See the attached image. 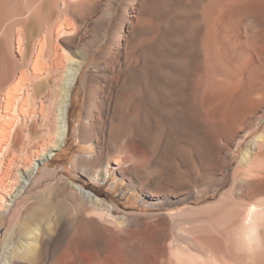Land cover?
I'll list each match as a JSON object with an SVG mask.
<instances>
[{
  "label": "bare ground",
  "instance_id": "6f19581e",
  "mask_svg": "<svg viewBox=\"0 0 264 264\" xmlns=\"http://www.w3.org/2000/svg\"><path fill=\"white\" fill-rule=\"evenodd\" d=\"M172 1L0 0V233L14 200L40 181V177L32 180L38 162L66 143L72 90L86 59L97 50L100 54L82 81L85 102L77 135L82 139L91 133L96 138L98 129L107 133V141L97 142L96 156L102 154L104 162L103 179L109 167L134 170L140 157L146 156L151 162L158 157L164 164L169 158L176 163L187 158L197 175L204 165H221L217 179L221 183L226 179L232 147L241 146L262 122L264 100L256 97L252 74L248 80L229 81L226 75L232 74L231 66L219 64L221 13L228 6L231 15L247 19L243 35L233 25H226L230 36L225 43L227 53L237 47L242 55L251 51L262 68L264 52L258 42L264 47V0H202L192 21H188L192 11L186 8L190 0H181L176 13L170 15ZM234 2H239V8ZM221 76L226 83L219 81ZM193 108L198 110L197 119L203 114V122L199 121L203 129L197 128L202 132L192 129L194 125L187 120L195 112ZM242 125L245 131L241 134ZM151 126L156 129L152 133L155 141L147 131ZM37 135L43 141L28 147ZM189 137L191 143L183 145ZM18 148L21 154L15 156ZM231 182L221 201L223 208L234 211L226 220V230L239 233L227 234L228 243L235 245L240 238L264 253V131L246 145ZM67 183L74 192L44 200L54 209L46 222L20 230L12 245L10 235L6 236L9 242L4 237L0 264H143L146 252L164 260L176 256L187 264H209V259L217 263L222 258L233 261L235 252L224 254L214 248L216 241L211 240L217 234L211 238L202 232L200 239L198 235L204 252H196L192 250L196 244H191L194 239L196 243L195 237L181 242L173 238L165 244L158 236L161 243L157 244L148 234L144 238L141 229L132 228L133 233L128 228L129 234L140 233L144 238L129 236V246L124 228L127 219L114 215V206L104 198L79 184ZM185 188L178 202L205 197L196 194L202 190L196 182ZM67 223L71 236L68 234L63 252L66 258L59 255L58 247ZM204 243L210 247L205 245V249ZM79 250H85L90 260L81 259Z\"/></svg>",
  "mask_w": 264,
  "mask_h": 264
},
{
  "label": "rangeland",
  "instance_id": "374dc122",
  "mask_svg": "<svg viewBox=\"0 0 264 264\" xmlns=\"http://www.w3.org/2000/svg\"><path fill=\"white\" fill-rule=\"evenodd\" d=\"M201 1L202 0H190L188 3H186L187 5L186 8L193 12V13L191 12V14L188 16L189 17L188 21L189 20L192 21L194 17V15L192 14L200 10ZM171 3L172 4L169 10L171 12L170 15H173L176 13L177 9L180 7L181 3L183 2L181 0H179L178 2L175 0L172 1ZM232 5H235L236 8H239L240 6L239 2H234ZM227 7L224 8L221 13V22L223 21V24L221 23V28H220L221 29L220 36L222 37V38L220 37L222 39V41L220 39L222 52L219 59V64L220 66L222 65V67L223 65L224 67L231 66L232 68L231 72L233 71L232 74L226 75L229 81L232 80L236 82L237 80L241 81V79L248 80L247 78L250 77L252 74L254 77L253 76L252 78L250 77L251 80L250 82L251 84H254L256 86L255 87L257 91L256 97L257 98L261 97L259 99L260 101H263L264 100V67L261 68V64L259 63V61L250 54L251 51L248 52L247 55L246 54L242 55L239 54L241 48L237 47L236 51H231L230 54L227 53L228 46L225 43H228V41H230V36L228 35L229 25H233L235 31L238 32L237 30H239V32L241 31L242 33L241 35H243L242 32L243 26H246V21H247V19H245L246 17L240 18L236 16L237 17L236 18L233 15H231L230 8ZM226 25L228 26V28ZM258 44H260L258 45L259 46L258 48L260 50L262 48V51L264 52L263 50L264 47L261 45V43L258 42ZM222 45H224V47ZM99 54L100 52L99 50H97L95 52H92L88 56V58L86 59V63H84L83 68L79 74V77L75 83V86L73 87L71 99L68 107V112H67L68 132L65 141L66 143H64L60 148L58 147L56 150L52 151L50 156L45 157L43 160L38 162V169L32 180L34 181L40 177V181L34 187L32 186L27 187L26 190L23 191L22 194H20L14 200L12 209L7 215L4 221V226L1 229L0 245L4 237H6L7 235H10L9 236L10 245H12L15 243L14 241L17 240L16 237L17 233L19 232L21 233V231L24 232L25 231L24 229L32 226L33 224L46 222V220H48V218L52 216L54 209H51L50 207L46 206L44 200H46L47 197H56V195L58 194L74 192V189L71 186H69V184L67 183V181H71L73 183L83 186L85 189L92 191L98 197L102 199L104 198L110 205L114 206L113 209L114 215H121L127 219L125 220L124 228L125 230H127L126 231L127 233L125 232V237H127L126 241L128 240L127 244L129 246L130 245L132 246L131 239L135 235L136 236L138 235L140 238H143V236H145L144 238L149 236L148 239L151 237L150 240H152V238L154 237L155 239L154 242H156L157 244L161 242L166 244L167 242L173 240V238L177 242L187 241V240L192 241L194 237L196 238L198 235H200L198 236V238L200 239L201 234L203 232L204 235L205 234L207 236L211 235V238L213 235L217 234V236L216 235L213 236L214 239L211 240L212 242L216 241L214 245L211 244V246L213 245L214 248L218 247V249L221 250L224 254H227L228 251L231 252L230 250L233 251L232 253L235 252V254H233L232 257L233 261L229 258H226V260L225 258H222L220 260H222L223 262L217 260L219 262L214 263L213 260L211 263L264 264V253L260 254L261 250L259 249V247L255 249L250 248L247 245V243L244 240H241L240 238H238V241H235L236 242L235 245L233 244L231 246L230 242L228 243L229 239H227L228 237L227 234L234 235V233L237 234L239 232L235 229L229 231L226 230L227 228L225 225L226 220H228L230 216H232L231 214H233L234 211L230 208L229 209L225 207L223 208L221 201L222 196L225 194L227 189L231 187L233 169L244 155V149L246 145L249 144L258 134L264 131V119L259 124L257 129L253 131L251 135H248L246 137V139L244 140L241 146H238L236 144V147L234 146L235 148L232 147V155L230 156L231 162L229 163V169L227 172L226 179L222 181V183L217 179L220 177L221 165L212 166L210 167L211 168L210 169L207 165H204L205 162L204 161L202 162L201 157L199 156L197 157V155L193 156L194 159L197 161L201 160L200 164L204 163L203 165L205 167L204 169H200L202 171L199 170L200 171L199 173L201 175L199 173H198L199 175H197V173L192 168L190 162H188L187 158L182 161L177 159L179 160L177 162L178 164L175 162L176 159L172 161L173 158L172 160L169 158L168 161L169 162L171 161L170 162L171 164L168 162L167 164L170 165L168 167V165L162 163L158 157H154L153 158L154 160L152 159L153 161L151 162L150 157L147 156L144 157L141 154V156H143L145 159H142L140 157V160H138L134 165L136 166L134 170H127L121 172L120 170H116L112 167H109L107 175L103 179L102 172L104 169V162L103 159L100 158L102 154L101 156L100 154L99 156H96L98 154L97 142H103V140L107 141V133L105 132V130L104 131L102 130L101 132L100 129H98L97 132L99 135H97L96 137L97 139L91 133H89L82 139L79 138L77 135V129L82 122V117L84 112V102H85V92L83 91L82 88V81L86 77L85 75L88 73L89 69L91 68L93 60L96 57H98ZM224 77L225 76H221V78L219 77L220 78L219 81L220 82L222 81V83H226L225 82L226 77L225 78ZM232 77L234 79H232ZM261 105L264 108L263 102L261 103ZM193 110H195V112ZM191 111H193V114H190ZM191 111L187 114V115L190 114L191 117L189 116L190 117L189 118L188 116H186L187 120L192 124L191 127L194 125L192 129H196L202 132L203 130L201 131L200 129H203V127L200 126L202 125L200 123L203 122V120L201 121V118H203L202 117L203 114L200 112L201 116L199 115V118L197 119L199 114L198 110L196 111V109L193 108L191 109ZM192 115L196 117L193 119ZM152 126L150 130L149 129L147 130L148 132L150 131L149 132L150 136L153 133V131L156 130L155 126L154 127ZM199 127L200 129H197ZM240 127L241 128L239 129H241L240 132L242 134L245 131V127L243 125ZM37 136L31 138L30 144L29 143L27 144L28 147L39 145L43 141V136L40 135ZM153 136H151V139L155 141L156 138L155 134ZM181 143L183 145H186V143L190 144L191 143L190 137L185 138V141L183 140V142ZM151 144H153V142H151ZM176 145H178V143H176ZM142 149L145 148L143 147ZM155 152H156L155 154L157 153L159 154V151L156 150ZM20 154H21L20 149L19 148L15 149L14 155L19 156ZM158 154L157 156H159ZM95 157L97 159H95ZM77 159L78 161L75 164L74 161H76ZM160 163H162L161 166H159ZM221 163L222 162L220 160V164ZM162 166L164 168H161ZM206 169L208 170V172L206 171L205 174ZM144 170L148 172L146 173ZM64 179L65 181L67 180L66 183ZM191 182L192 183L196 182L197 187L199 186V188L203 190V191L198 190V193L196 194H205V197L198 201H196L195 198H189L185 201L178 202V199L182 195H184L187 190L185 188L186 184ZM182 186L184 187V189ZM64 190H66L67 192ZM126 224L128 225L126 226ZM222 226L225 227V230ZM64 227L61 229L62 233L60 232L61 233L60 238L62 237V239L60 240H62L61 241L62 243L59 244L61 246L58 247V250L61 251L59 252V255L61 256L63 255L64 257H66V255L63 252L65 249L66 242L70 239L71 232L68 229L70 228L69 223H67V225H65ZM128 228H131L133 233H136L139 229H141L139 231L140 233L143 234V236H140L142 235L140 233L134 235L131 232L129 234L128 232H130V230L128 231ZM132 228L137 229L136 232L135 229L133 231ZM191 228H196L197 232L199 233L195 232L196 229H191ZM9 232L10 234H8ZM158 232H160L159 235ZM210 232L214 234H211ZM144 233L146 234L144 235ZM68 234H70V236H68ZM129 236L132 237L129 238ZM215 237H218L219 240L218 239L215 240ZM9 238L6 237L8 242H9L8 240ZM158 238L162 241L159 242ZM198 238H196V243H195V239L192 241L191 244L193 245L196 244L194 246V249L192 250L196 252L198 251L204 252V249H202L203 251H201V248L203 247L200 246L201 240H198ZM197 240L199 242H197ZM110 241L108 240V243H110ZM111 244L112 241L110 245ZM62 245L64 247H62ZM205 245L207 247H210L209 244L204 243V246ZM253 245L258 246L257 241H254ZM206 246L205 249L207 248ZM79 251L77 254H80L81 257L80 256L79 257L81 259L85 261L90 260L91 256L88 254L90 256L89 258L85 250H79ZM0 253H1V249H0ZM148 253L147 252L143 253V258L145 260L143 264H187L181 260H180L181 262L177 261L176 256L170 257V258L173 257L174 258V259L172 258L173 260L170 258L164 260L162 258L154 257V255L150 252ZM210 261L211 260L209 259L208 261L209 264H211Z\"/></svg>",
  "mask_w": 264,
  "mask_h": 264
},
{
  "label": "water",
  "instance_id": "95a60500",
  "mask_svg": "<svg viewBox=\"0 0 264 264\" xmlns=\"http://www.w3.org/2000/svg\"><path fill=\"white\" fill-rule=\"evenodd\" d=\"M56 150V149H55ZM54 151V150H53Z\"/></svg>",
  "mask_w": 264,
  "mask_h": 264
}]
</instances>
